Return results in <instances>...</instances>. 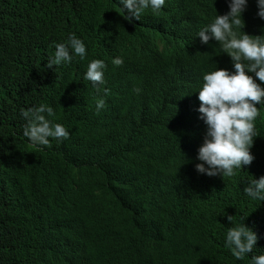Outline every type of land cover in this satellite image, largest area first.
Listing matches in <instances>:
<instances>
[{
	"label": "trees",
	"instance_id": "16d2710c",
	"mask_svg": "<svg viewBox=\"0 0 264 264\" xmlns=\"http://www.w3.org/2000/svg\"><path fill=\"white\" fill-rule=\"evenodd\" d=\"M221 2L165 0L158 14L129 22L119 0H0V264H149L140 254L156 264H249L264 254V201L243 192L264 175V110L253 161L223 181H205L200 161L176 143L196 114L187 75L232 70L215 40L195 38ZM163 30L170 46L157 45ZM67 33L80 35L85 60L46 68ZM165 56L180 87L156 89L152 78L142 91L143 60L154 66ZM92 59L108 73L99 91L83 80ZM37 103L70 133L45 150L22 134V107ZM243 217L258 240L237 260L224 234Z\"/></svg>",
	"mask_w": 264,
	"mask_h": 264
},
{
	"label": "clouds",
	"instance_id": "9594fccd",
	"mask_svg": "<svg viewBox=\"0 0 264 264\" xmlns=\"http://www.w3.org/2000/svg\"><path fill=\"white\" fill-rule=\"evenodd\" d=\"M119 3L124 19L131 22L140 20L146 10L158 14L165 0H119ZM221 6L219 13L207 20L210 22L199 27L195 38L199 44L215 40L221 51L230 57L232 70L221 64L187 75V86L192 88L190 104L196 114L189 119L188 127L180 125L181 135L176 142L181 153L192 158L196 156L200 161L195 164V170L206 174L207 182L231 178L237 170L253 161L250 149L253 139L256 143L258 137L261 138L257 117L264 110V0H222ZM80 38V35L67 33L57 41L46 68L71 63L77 57L85 60L86 46ZM172 39L171 31L163 30L156 42L157 45L170 46ZM111 62L120 66L123 60L116 57ZM105 67L101 59L88 61L83 80L99 91L108 77ZM170 71L171 63L167 56L154 66L144 59L138 79L141 90L149 85L152 78L159 82L156 89L164 88L170 92L173 87H180L181 78H174ZM104 91L106 93L107 89ZM104 106V99L97 98L96 112L99 113ZM20 114L27 122L23 137L33 147L49 149L50 138L62 142L70 135L64 125L53 121V108L46 104L23 106ZM243 192L253 201H264V175L249 179ZM243 220L244 217L240 223L228 227L224 234V247L237 260L251 254L258 240L257 234L245 226ZM227 221L232 224L233 216H227ZM58 235L59 232L54 233V238ZM137 258L156 264L154 256L140 254ZM249 264H264V254L251 255Z\"/></svg>",
	"mask_w": 264,
	"mask_h": 264
}]
</instances>
